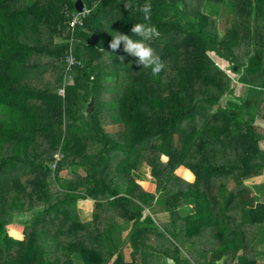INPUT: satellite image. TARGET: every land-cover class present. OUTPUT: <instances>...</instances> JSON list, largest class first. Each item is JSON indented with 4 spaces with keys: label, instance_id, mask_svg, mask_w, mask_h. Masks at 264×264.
Listing matches in <instances>:
<instances>
[{
    "label": "trees",
    "instance_id": "obj_1",
    "mask_svg": "<svg viewBox=\"0 0 264 264\" xmlns=\"http://www.w3.org/2000/svg\"><path fill=\"white\" fill-rule=\"evenodd\" d=\"M75 1L0 0V264H264V0H148L155 77L146 0Z\"/></svg>",
    "mask_w": 264,
    "mask_h": 264
},
{
    "label": "clouds",
    "instance_id": "obj_2",
    "mask_svg": "<svg viewBox=\"0 0 264 264\" xmlns=\"http://www.w3.org/2000/svg\"><path fill=\"white\" fill-rule=\"evenodd\" d=\"M124 7L129 10L133 5L125 3ZM151 9L152 5L148 0L143 5L137 6L136 10L143 14V22L133 24L130 29L132 35L112 31V39L108 47L112 52H117L123 45V52L137 58L138 64L142 65L143 68L150 69L151 74L155 77L165 69L166 62L146 43L160 35L158 28L150 22ZM133 36L138 37V39H134ZM120 59L123 60L124 57L121 56Z\"/></svg>",
    "mask_w": 264,
    "mask_h": 264
},
{
    "label": "rangeland",
    "instance_id": "obj_3",
    "mask_svg": "<svg viewBox=\"0 0 264 264\" xmlns=\"http://www.w3.org/2000/svg\"><path fill=\"white\" fill-rule=\"evenodd\" d=\"M222 65V64H221ZM224 65V63H223ZM227 73L232 76L233 78L236 77L237 75L235 73H231L229 70H227ZM234 83L233 85H235V93L238 94L240 92V84L236 81V78H234ZM88 107V106H87ZM87 109V108H86ZM261 145L264 147V142H261ZM145 163V162H144ZM146 164V163H145ZM148 166V165H147ZM132 175L142 181V184L145 186L149 183H152L151 181H154L151 177L150 174V167L148 166V168L146 167V170L144 169L143 171L137 170V165L136 167L132 170ZM178 173L181 175V170H178ZM182 176V175H181ZM184 176V175H183ZM193 177V175H192ZM192 179V178H191ZM246 183L250 184L253 187V194L255 193L256 195H262L264 194V174L263 175H259L256 177H253L249 180H246ZM151 187L154 188V186H152L153 184H149ZM148 185V186H149ZM91 202L85 200L83 202H80L79 205L80 207H82L84 210L82 211V216L84 218H90V211L87 212L86 208H84L86 205L90 204ZM91 205V204H90ZM7 231L9 234H11L12 236L18 238V237H22V227L20 226H12L9 225L7 227Z\"/></svg>",
    "mask_w": 264,
    "mask_h": 264
},
{
    "label": "built area",
    "instance_id": "obj_4",
    "mask_svg": "<svg viewBox=\"0 0 264 264\" xmlns=\"http://www.w3.org/2000/svg\"><path fill=\"white\" fill-rule=\"evenodd\" d=\"M84 11V12H83ZM80 12H83V13H81V15H79V12L78 13H76V14H71V16H72V18L70 19V21H69V24H70V26L72 27L75 23H80L81 22V16H84V14L85 13H87V10H84L83 8H82V10L80 11ZM76 61H75V58L71 55V54H67L66 55V69H70L71 68V66L75 63ZM78 62V61H77ZM65 82L66 83H70L71 82V78L70 77H68V76H66L65 77ZM60 91L62 92L63 91V88H61L60 89ZM62 157V154L61 153H57L56 155H55V159L52 161V163L50 164L51 166V168L52 169H54V167H55V164H56V161L59 159V158H61Z\"/></svg>",
    "mask_w": 264,
    "mask_h": 264
},
{
    "label": "crops",
    "instance_id": "obj_5",
    "mask_svg": "<svg viewBox=\"0 0 264 264\" xmlns=\"http://www.w3.org/2000/svg\"><path fill=\"white\" fill-rule=\"evenodd\" d=\"M140 162H142V161H140ZM139 163V162H138ZM143 164H144V168H145V170H146V167L148 168V166L143 162ZM138 165V164H137ZM63 173V175L64 174H66V172L65 171H63L62 172ZM67 175V174H66ZM153 179V178H152ZM136 181L137 182H140L141 183V185H143L142 184V181H140V180H138V179H136ZM152 182V181H151ZM149 184H152V183H149L148 182V184L147 185H145V187L148 189L149 187H150V185ZM149 185V186H148ZM144 186V185H143ZM85 200H87V201H89V202H91L90 204H88V205H86L84 208H86V210H87V212H89L90 211V213L92 212V209H93V201L91 200V199H84V200H78L77 201V207L80 209V211H81V215H82V211L84 210L82 207H80V205H79V203L80 202H83V201H85ZM83 217V216H82ZM90 217H91V214H90ZM84 218V217H83ZM85 219H89V218H85Z\"/></svg>",
    "mask_w": 264,
    "mask_h": 264
},
{
    "label": "water",
    "instance_id": "obj_6",
    "mask_svg": "<svg viewBox=\"0 0 264 264\" xmlns=\"http://www.w3.org/2000/svg\"><path fill=\"white\" fill-rule=\"evenodd\" d=\"M74 6H75L76 10L80 11L83 7V3L81 2V0H76L74 3ZM91 109H92V103L90 102L88 104L87 111L89 112Z\"/></svg>",
    "mask_w": 264,
    "mask_h": 264
}]
</instances>
